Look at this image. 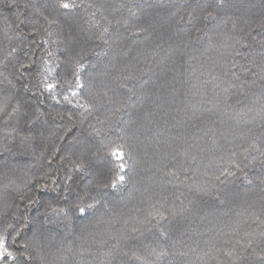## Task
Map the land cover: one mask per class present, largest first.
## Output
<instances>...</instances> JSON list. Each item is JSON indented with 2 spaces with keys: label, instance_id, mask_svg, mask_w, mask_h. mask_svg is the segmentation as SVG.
<instances>
[{
  "label": "trees",
  "instance_id": "obj_1",
  "mask_svg": "<svg viewBox=\"0 0 264 264\" xmlns=\"http://www.w3.org/2000/svg\"><path fill=\"white\" fill-rule=\"evenodd\" d=\"M90 4L102 7L101 25V15L112 21L107 43ZM52 5L0 0V231L12 225L20 264H142L133 253L152 264H233L227 252L249 236L243 264H261L264 0H83L49 28ZM49 30L67 39L42 43ZM81 52L75 89L69 59ZM43 59L56 68L55 100ZM115 144L125 145L126 169L113 188L118 161L106 152ZM81 159L88 167L75 170ZM224 167L232 175L216 180ZM81 197L99 203L81 214ZM155 209L166 217L144 223ZM153 248L168 255L149 256Z\"/></svg>",
  "mask_w": 264,
  "mask_h": 264
},
{
  "label": "snow or ice",
  "instance_id": "obj_2",
  "mask_svg": "<svg viewBox=\"0 0 264 264\" xmlns=\"http://www.w3.org/2000/svg\"><path fill=\"white\" fill-rule=\"evenodd\" d=\"M197 3H199V0H197ZM215 4L217 6H223L224 4V0H215ZM83 6V0H81V3H77V0H53V5H52V9L53 12L55 13L53 14H49V15H44L43 19L47 22V25L49 26V28H51L54 25H58L60 23V19L59 17L61 15L64 16H69L71 13H73L75 10L79 9L80 7ZM88 8H92L93 11L91 13H89V21L91 24L95 25L96 27H100L102 28V31L100 32V34L96 37L97 40H102L105 43H107V40L105 39V36L107 33H109V26L107 25H111L112 21L104 15H101V19L106 21L107 24L106 25H101L99 20H96L95 17L97 15V13H102V7L98 6V5H87ZM137 11H140V9H138ZM136 12H131L130 10V15L131 16H136ZM187 17H188V22H191L193 19H195V13L194 11H188L187 12ZM205 19H209V18H214L213 17V13L212 12H205ZM184 21V17L181 16L180 17V22ZM117 24L123 23L125 27H128L130 24V21L125 19L122 22L120 20L116 21ZM147 31L146 28H138L137 32H145ZM53 36V32L52 31H46V37L48 38H42V43L44 44H60V43H64L65 40L67 39V37L63 36V35H58L56 40H51L50 38ZM241 40L243 38H240ZM16 49L13 48L12 52H15ZM90 51V50H89ZM87 53L85 52H81L79 54H77L76 56H72L69 59V65L72 71V75L74 77V86L75 89H82L83 88V84H82V80H81V72L84 70L85 68V64L82 62L84 60V56ZM9 55H11V53H9ZM262 60H264V52L260 53ZM47 57L51 58L54 57V53L51 51H47ZM52 63V61L50 59H43V69L42 71L45 73L44 79L42 81V86L44 88L45 91L49 92L50 96L52 99H56V93H55V89L57 87V83L55 82V80H53L52 82L48 81V77L52 75L53 72L56 71L55 67H50L49 65ZM23 67V65H22ZM260 67L264 68V63H262L260 65ZM244 71H247V69H244ZM0 75H3V73H0ZM262 79H264V77H262ZM66 83H68L70 86L73 84V81L71 80H66ZM80 95V93L78 91L73 90L71 92V96L72 97H78ZM64 99L66 101H68L69 103H71L72 101L69 99V96L65 95ZM78 106L82 107V108H89L90 105L88 103H84V104H79L78 102ZM18 109L14 108L13 109V113L15 111H17ZM117 111H119V109H117ZM13 113H9L8 115L11 116ZM29 123H32V121H29ZM97 135H99V132H97ZM24 139H27L26 137ZM124 147L125 145L123 144H115V145H111L107 148V152L106 154L110 157L113 158V160L118 161V163H116L114 165V167L116 169H118V171L115 172V176L111 182V186L113 188H115L117 186V183L120 182H124L125 181V175H123L122 173H124L125 169H126V163L124 162ZM249 148L252 149H258L260 148V146L258 144H256L255 142L251 143L249 145ZM245 151H247V149H245ZM92 155H97V153H92ZM261 156H264V149H261ZM63 159V158H62ZM192 159H195V157H192ZM262 163H264V161H262ZM73 165L75 170H79L82 171L84 170L86 167H88V165L86 164V162L81 159L80 161H73ZM233 167H237L239 168L238 164L232 165ZM232 175V172L230 170V167H224L219 175L215 176L216 180H220L221 177H226ZM68 180L71 179V176L67 177ZM67 183V180H66ZM104 187H108L107 184L104 185ZM198 192H208L210 191V186H201L197 189ZM90 195L89 192H85L84 196H88ZM181 196H183V193H181ZM83 200L84 197H81V202L77 203L76 205H74L75 208H77L79 210V212L81 214H83L86 211V208L90 209V208H94L95 207V203H99V201H96L93 204H87L84 205L83 204ZM29 203H32V201H30ZM60 212H64L66 213V210L64 209H59ZM166 217V212L162 209H155L152 212H150L148 214V219H146L144 221V223L147 224H151L153 221H156V223L158 224L161 220H163ZM262 223H264V221H261ZM12 225L9 224L7 227H5L2 231H0V264H20V261L18 259V253L17 251L13 250V248L9 245V236H8V229L11 228ZM137 229L133 228V231H136ZM160 235L166 236L167 234L163 231L160 232ZM260 236L264 237V232L259 233ZM12 240L15 241V237H12ZM237 243H240V241H237ZM255 243V236H249V238L247 239V241L242 245V247L240 248L239 251H228L227 255L233 258V264H243V259L245 256V252L248 248H251ZM25 248H27V244L24 245ZM19 255H23V253H19ZM168 252L166 249H151L149 256H155L157 258L159 257H164L167 256ZM133 257L137 260L142 261V264H152V261L149 260L147 257H142V256H138L135 253H133ZM259 260L261 262V264H264V252L261 253V255L259 256Z\"/></svg>",
  "mask_w": 264,
  "mask_h": 264
}]
</instances>
